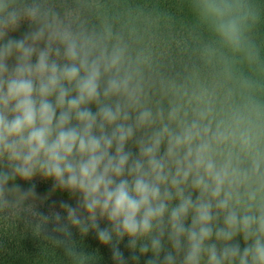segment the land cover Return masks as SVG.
I'll use <instances>...</instances> for the list:
<instances>
[{
  "label": "clouds",
  "instance_id": "9594fccd",
  "mask_svg": "<svg viewBox=\"0 0 264 264\" xmlns=\"http://www.w3.org/2000/svg\"><path fill=\"white\" fill-rule=\"evenodd\" d=\"M209 11L238 47L237 20ZM19 20L0 0V198L18 190L17 179L39 176L76 198V207L61 206L72 226L87 221L104 244L127 239L134 261L151 252L145 264H264V152L243 117L213 129L206 113L189 122L172 108L165 122L162 109L143 105L121 49L97 53L57 25L7 38ZM236 144L251 155L250 170L234 162Z\"/></svg>",
  "mask_w": 264,
  "mask_h": 264
},
{
  "label": "trees",
  "instance_id": "16d2710c",
  "mask_svg": "<svg viewBox=\"0 0 264 264\" xmlns=\"http://www.w3.org/2000/svg\"><path fill=\"white\" fill-rule=\"evenodd\" d=\"M209 5L223 8L226 19L237 20L238 47L220 36V18ZM9 8L18 12L20 27L7 38L57 25L91 40L97 53L119 48L123 69L142 87L143 105L153 113L162 109L165 122L172 108L189 122L206 113L203 122L213 129L243 117L264 152V0H9ZM90 108L97 110L95 104ZM127 147L137 151L132 142ZM232 151L234 162L250 170L251 155L239 144ZM15 184L18 190L8 192L6 200L0 198V264H145L152 255L134 261L127 239L117 245L114 237L104 244L87 221L72 226L61 206L76 207V198L54 190L50 181L37 176L31 183L17 179ZM33 187L35 195H30ZM106 226L107 221L100 222L101 229ZM117 253L123 254L122 260L115 258Z\"/></svg>",
  "mask_w": 264,
  "mask_h": 264
},
{
  "label": "rangeland",
  "instance_id": "374dc122",
  "mask_svg": "<svg viewBox=\"0 0 264 264\" xmlns=\"http://www.w3.org/2000/svg\"><path fill=\"white\" fill-rule=\"evenodd\" d=\"M38 29H39V28L29 29L28 32H27L25 35L21 36L20 38H16V39L26 38V37L30 36L31 33L37 31ZM9 36H10V37H11V36L13 37V35H9ZM28 42L30 43L31 41L29 40Z\"/></svg>",
  "mask_w": 264,
  "mask_h": 264
}]
</instances>
